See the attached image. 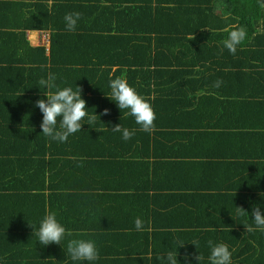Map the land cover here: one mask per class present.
<instances>
[{
	"label": "trees",
	"instance_id": "obj_1",
	"mask_svg": "<svg viewBox=\"0 0 264 264\" xmlns=\"http://www.w3.org/2000/svg\"><path fill=\"white\" fill-rule=\"evenodd\" d=\"M2 1L6 0H0V8L30 6L29 19L18 25L23 32L14 33V42L18 43L10 45V51L0 59L3 68L16 65L14 68L24 79L34 72L36 85L38 69L43 70L38 71L42 78L46 65H61L67 69L64 71L68 78L63 84H56L57 88L81 87L88 113L100 117L92 125L84 124L67 142L51 140L42 134L43 114L35 107V101L46 99V94H39L46 88L38 87V94H17L19 83L13 84L11 90L4 89L6 80L0 74V151L4 149L7 156L17 157L0 170L4 176L0 180V264H150V258L162 251L161 246L149 241L151 231L135 229L137 217L143 219L146 229L175 228L178 236L187 229L198 228L196 233H201L222 226V234L210 233L211 241L228 245L232 264H264V232L245 230V225L255 228L250 215L253 207L264 211V8L258 0H34L32 4L28 0ZM77 11L86 17L80 19L74 32H69L64 16ZM179 16H188L186 31L174 30ZM233 26L247 31V39L235 55L223 46L228 37L226 29ZM27 30L51 32L49 50L28 44L24 49L20 42ZM71 47L78 62L69 59L73 54L64 58L63 51ZM26 60L40 63L43 68L17 65ZM117 77L125 78L149 99L157 116L151 133L140 130L128 110L121 111L108 98L110 81ZM218 79L222 85L213 87ZM29 84L25 91L35 87L32 81ZM4 105L5 110L13 112L1 116ZM105 108L110 109V114L100 115ZM200 117L203 119L197 124L196 118ZM216 122H228V127L218 123L220 130L237 128L240 134L232 138L223 133L224 139H215V134L221 133L214 130ZM116 124L134 129L135 135L124 140L122 133L112 130ZM187 127L193 129L189 132L191 145L196 146L200 140L202 151H192L186 141L179 143L184 142L186 152L180 146L164 145L170 136ZM198 128H202L200 132ZM80 137L86 138L85 150L93 152L90 159L95 156L102 163L95 168L107 177L116 174L120 177L118 182L130 171L138 194L132 206L112 194L111 205H100L94 220L82 221L76 228L71 222L79 218L60 222L73 234L66 237L63 246H41L34 230L38 231L46 212L43 215L38 205H32L31 194L24 185L19 186L17 180L9 182L14 177L8 175L9 164L22 163L29 157L35 160V155H39L36 151L41 150L51 156L49 161L45 157L44 164H53L68 154V147L71 154L85 156L83 148L70 141ZM245 141L249 147L238 156L235 148ZM158 144L162 147L158 148ZM255 154L260 164L246 174L252 177L237 179L235 183L226 179V173L235 174L231 161H248L249 155ZM208 156L206 162H199ZM247 165L250 168L251 163ZM247 170L244 168V172ZM207 181L225 192L243 185L246 201L237 202L249 214L241 215L237 225L227 226L226 230L223 224L212 222H220L221 212L208 207L211 200L201 192ZM107 183L109 186H99L97 192L105 199L109 195L104 191H111L116 185ZM38 188H46L45 180ZM69 239L94 240L99 259L72 261L65 250ZM198 248L209 247L202 244Z\"/></svg>",
	"mask_w": 264,
	"mask_h": 264
},
{
	"label": "crops",
	"instance_id": "obj_2",
	"mask_svg": "<svg viewBox=\"0 0 264 264\" xmlns=\"http://www.w3.org/2000/svg\"><path fill=\"white\" fill-rule=\"evenodd\" d=\"M6 3H13L18 2L16 0H6L2 1ZM1 3V2H0ZM27 3L32 4L34 3V0H28ZM50 4H52L51 1H49ZM30 6L24 5H13L10 7L4 6L0 8V59H3V57L6 56V53L10 51V45H15L18 42H14V33H21L23 32V29L18 27V25L21 23L23 24L27 19H29L30 14L29 10ZM32 9V8H31ZM85 11V10H84ZM55 12V11H54ZM61 12V10H60ZM86 16H83L84 18ZM81 18V19H82ZM89 18V17H87ZM188 20V16H179V19L174 22V30L175 31H186V21ZM51 32L48 31H31L27 30L25 31V39H21V44L24 49H26V45L30 46L31 48H36L40 46L47 47V50H49L50 42H51ZM25 41V42H24ZM74 52V48L71 47L67 50H64L63 53L65 54L64 58L66 60L68 59L69 55H72ZM8 57V56H7ZM70 60L78 62L80 59L75 58V54L69 56ZM34 62V61H33ZM31 60L29 61H23L20 62L17 65H21V67L24 68H43L40 67V63H33ZM3 64L0 63V74L3 73L4 76L1 77V79L6 80V83L4 85V89L11 90L14 87H12L13 84L19 83V87H17L16 91L17 94H38L39 88H44L39 85V81L41 77L38 74V71H43L42 69H38L36 72V81L37 84H34V81L32 79V75L34 72H30L27 77L28 79H24V76H19L20 72L14 68L16 65H12L11 67L3 68ZM17 67V66H16ZM198 69H200L198 67ZM33 70V69H32ZM46 72H44L42 78H47L48 75L54 74L56 76V84H63V81L68 78L67 73L65 72L67 69H64L61 65L59 66H52L51 63H49L48 67L46 65L45 67ZM65 70V71H64ZM10 73V74H9ZM12 73H15V76L12 75ZM6 77V79L4 78ZM32 81L34 84V88L32 91H25L29 83ZM21 82H24L23 84ZM26 82V83H25ZM46 91L41 90L39 94H45ZM181 94V93H178ZM154 96V94H153ZM10 99V98H9ZM12 100V99H10ZM6 106L4 105L3 110L1 112V116L3 114H11L13 111L5 110ZM196 123H200V121L203 119L202 117L196 118ZM3 120H9L8 118H5ZM193 121V120H191ZM228 121V120H225ZM13 123L17 122V120H12ZM189 122V121H187ZM208 122V121H205ZM218 123L222 126L228 127L229 124L225 125L223 122H216L214 130L221 132L215 134V139H224V135L232 136V138L235 135L240 134L237 128H232V131H226L227 128L222 131L220 130V127L218 126ZM202 128H198V132L201 131ZM190 130H193L192 128H185L184 131H180L181 133L170 136L166 142L168 146H174L175 147H181L184 152L186 150L184 149V142L179 144L181 141H186L192 151H202L201 148V142L196 144V146L191 145V137H190ZM201 136V134H200ZM173 137V138H171ZM193 138L195 137L192 136ZM199 137V136H198ZM242 140L239 138V141ZM73 143L76 142L78 145H80V148H83V151L87 153V155L82 156H76L71 154V148L65 149V151L68 152V154L60 156L59 160L53 164L51 163H45V157L46 160H50L51 156L48 153L41 151H36L39 153V155H35V160H33L32 157H29V160L23 161L22 163H19L17 161H13L10 163V167L7 170L8 175L10 177H13L9 179L13 181H18L19 186L24 185L28 190V192L31 194V202L32 205H38L43 211H41L44 215L48 213H55L57 216V219L64 223L66 219L71 220L73 218H79L81 220L71 222L74 227H78L81 225L82 221L83 223H86L87 220L91 221L94 220L96 217V212L101 208L100 205L106 204L109 205L111 203L110 196L113 194L115 198H119L123 204H129L133 205L135 202L134 197L137 192L133 189L134 184L131 181L130 171L125 174L124 177L121 178V182L118 180L120 179L119 176L113 175L111 177H107L106 174L101 169L95 168L94 165L96 164H102L99 161L95 160V156L93 159H90V156H93V152L91 150L87 151L85 148L87 147L86 138H79L75 140H70ZM177 142V144H176ZM193 143V142H192ZM123 145V144H120ZM259 146V143H258ZM162 145L158 144V148H161ZM249 146L245 143H239L237 146L236 151L238 156L241 155ZM142 152V150H140ZM44 153V155H43ZM42 154V155H40ZM210 156L206 158H201L199 162H206ZM17 157L14 156H7L4 153V149H2V152L0 151V170L4 169V164L6 162H11ZM27 158V157H26ZM39 158V160H38ZM21 160V159H20ZM133 161H137L135 159H131ZM60 161V162H59ZM183 162V161H181ZM247 162L251 163V166L247 165ZM260 159L256 158V154L254 156L249 155L248 161H231V167L233 168L235 174L226 173V179L232 180L233 183L236 182L237 179H245L247 177H252V175L246 176V174L255 171V168L259 166ZM169 165H167L168 167ZM244 168H247L248 170L244 172ZM39 174V175H38ZM231 175V176H230ZM4 176L0 174V180H2ZM45 180L46 188L39 191V186H42ZM24 181V182H22ZM107 181L110 184L116 183L114 189L111 191L105 190L104 194H108L109 198L105 199L102 195H99L97 193L99 191V186L107 187L109 186ZM8 182V180H7ZM8 182V183H9ZM10 185V184H9ZM212 186L208 181L205 189H202L201 192H204L206 196H209L211 203L208 207H211V209H214L215 211L219 210L221 212L220 222L215 221L213 219L212 222L215 224H223L224 229L226 230L227 226H231L232 224H236L239 222L238 218H241V215L237 212V207H240L238 204V200L246 201V188L242 185L239 189L235 191H228L225 192L223 189ZM193 192V191H190ZM228 193V194H226ZM103 194V195H104ZM192 194H197L193 192ZM206 200V199H205ZM199 201H202L201 198ZM111 205V204H110ZM204 204H202V207ZM218 214V212H216ZM215 214V215H217ZM74 228V229H75ZM152 236H150V242H156L161 246V252L156 253L153 255L150 260V264H164L160 259H158L160 256L166 255L168 251H177V245L176 241L179 240L185 244L183 247H180L178 252V260L180 261V264H199V261L195 259V256H198L199 254L202 255L203 259L200 261V264H209L208 257L210 255V247L208 245V241L211 240V232H215L218 235L222 234V226H218L216 228H213V230L210 231H202L201 233H196V229L191 230H184V234H181L180 236L177 235L178 229H171L168 230L167 227H158V229H154L153 226L150 227ZM159 231V232H157ZM195 233V234H193ZM193 234V236H192ZM158 235L157 238L154 236ZM192 236V239H191ZM189 239V240H188ZM190 244V245H189ZM202 244H207L208 249L201 248L199 249L198 246ZM198 248V249H197ZM183 249V251H182ZM200 252V253H199ZM188 257L185 259V257ZM152 260H155L152 261Z\"/></svg>",
	"mask_w": 264,
	"mask_h": 264
},
{
	"label": "clouds",
	"instance_id": "obj_3",
	"mask_svg": "<svg viewBox=\"0 0 264 264\" xmlns=\"http://www.w3.org/2000/svg\"><path fill=\"white\" fill-rule=\"evenodd\" d=\"M258 2L260 7L264 8V0H258ZM81 18L82 13L78 11L66 13L64 16L66 30L74 32ZM226 30L228 31V37L223 41V46L235 55L238 47L247 39V31L244 27L239 26H233ZM55 81L56 76L51 73L46 79H40L39 85L47 89V92H45L46 99L41 98L35 101V107H38L43 114L40 125L42 134L51 140L64 143L68 141L69 136L81 131L84 124L92 125L99 115L88 113L87 101L82 98L81 87L78 86L76 90L71 87L58 89ZM222 83L223 81L218 79L214 82L213 87L219 88ZM52 89L57 90L53 92ZM110 89L111 93L108 98L115 101L121 111L128 110V115L134 117L135 123L140 125V130L151 133L156 126L157 116L149 99L139 94L136 88L122 77L112 79ZM109 114L110 109L105 108L100 115ZM85 118H87V123H84ZM58 123L59 127H57ZM112 130L122 133V138L126 141L135 135L134 129L123 128L121 124H116L112 127ZM237 212L240 215L249 214L242 206L237 207ZM250 215L254 220L255 228L252 225H245V230L253 232L259 229L264 232V211L255 206ZM134 224L135 229L139 232L151 231L150 227L145 228V222L140 217L135 219ZM34 232L38 237V242L44 247L51 244L63 246L62 242L66 237L73 235L70 230L60 223L55 213L46 214L40 222L38 231L34 230ZM176 245L179 250L185 244L177 240ZM208 245L210 247L209 264H232V252L229 250L228 245L214 243L211 240L208 241ZM65 250L72 261L94 262L99 259V251L94 240L69 239ZM178 250L168 251L166 255L160 256L158 259L164 264H180ZM187 258L186 256L185 259ZM195 259L200 264L203 257L199 254L195 256Z\"/></svg>",
	"mask_w": 264,
	"mask_h": 264
}]
</instances>
